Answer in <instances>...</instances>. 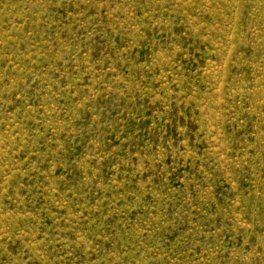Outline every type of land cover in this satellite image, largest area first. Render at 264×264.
<instances>
[{
	"label": "rangeland",
	"instance_id": "obj_1",
	"mask_svg": "<svg viewBox=\"0 0 264 264\" xmlns=\"http://www.w3.org/2000/svg\"><path fill=\"white\" fill-rule=\"evenodd\" d=\"M0 264H264V0H0Z\"/></svg>",
	"mask_w": 264,
	"mask_h": 264
}]
</instances>
